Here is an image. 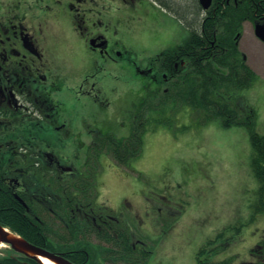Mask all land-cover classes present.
I'll list each match as a JSON object with an SVG mask.
<instances>
[{
    "label": "flooded vegetation",
    "instance_id": "obj_1",
    "mask_svg": "<svg viewBox=\"0 0 264 264\" xmlns=\"http://www.w3.org/2000/svg\"><path fill=\"white\" fill-rule=\"evenodd\" d=\"M232 1L244 13L242 1ZM160 4L180 18L187 36L139 58L125 41H133L134 24L160 22L164 15L145 0H0V206L7 199L19 208L28 228L23 229L26 235L17 232V236L64 264H163L159 258L148 260L151 251L136 234L133 220L146 234L158 231L171 217L170 202L165 207L163 194L151 201L135 191L136 204L129 209L133 216L114 211L107 204L112 192L131 189L133 184L117 176L113 187H103L102 159H112V146H121L119 153L124 156L133 134L141 137V143L130 161L141 153L145 109L191 114L204 76L213 87L214 51L225 48L215 45L222 28L214 27L213 38H196V28L182 12L164 0ZM230 5L231 0H211L204 11L207 21L220 17ZM252 16L253 26L264 21V13L256 11ZM237 17L242 26L247 18ZM241 35L240 27L235 34L238 50ZM124 59L125 84L108 101L105 88L113 87L97 76L99 68ZM224 67L228 75L235 65ZM135 73L144 83L145 97L133 113L129 91ZM237 91L223 96L225 103L235 104ZM119 114L131 119L125 137L115 135L112 127ZM121 127L125 129L126 123L121 122ZM212 248L210 242L202 246L194 264H264V236L254 240L244 256L236 252L224 256L223 250L214 256ZM0 264L42 262L0 244Z\"/></svg>",
    "mask_w": 264,
    "mask_h": 264
},
{
    "label": "rangeland",
    "instance_id": "obj_2",
    "mask_svg": "<svg viewBox=\"0 0 264 264\" xmlns=\"http://www.w3.org/2000/svg\"><path fill=\"white\" fill-rule=\"evenodd\" d=\"M185 1L182 3L187 4L188 0ZM145 2L154 4L164 15L160 22L147 20L145 26H140L139 20L134 24L133 41H125L139 58L182 42L188 32L180 18L161 8L157 0ZM241 28L239 50L245 55V65L254 80L249 87L237 91L235 104L244 108V115L250 114V110L254 112V131L264 134V43L254 34L250 21H243ZM127 67L124 59L112 65L102 63L99 68L97 76L105 78L113 87V90L110 86L105 88L108 101L124 86ZM130 80L132 99L130 95L129 99L132 101L129 106L135 113L144 101L145 87L136 73ZM221 98L224 99L222 94ZM181 112L150 111L148 114L145 111L143 124L148 131L141 153L124 167L116 164L113 167L102 159L99 181L103 187H113L117 176L127 180V173L136 181L140 178L145 186L142 188L132 182L131 189L114 190L107 204L114 211L122 210L133 216L129 209L136 204L135 191L151 201L163 194L165 207L170 202L171 217L163 220L158 231L146 234L145 229L138 227L140 222L133 220L136 234L148 243L151 251L148 260L159 258L163 264H194L196 253L209 241L214 256L220 250L224 256L232 252L244 256L253 241L264 236L259 185L250 168L253 155L250 134L243 127L222 128L219 120L207 113ZM206 118L209 121H205ZM121 122L126 123L125 129ZM130 125L131 119L127 121L119 114L112 126L114 134L127 136Z\"/></svg>",
    "mask_w": 264,
    "mask_h": 264
},
{
    "label": "trees",
    "instance_id": "obj_3",
    "mask_svg": "<svg viewBox=\"0 0 264 264\" xmlns=\"http://www.w3.org/2000/svg\"><path fill=\"white\" fill-rule=\"evenodd\" d=\"M164 1L165 3H172L173 6L171 5V7L182 12L184 16H186V13L187 16L189 15L190 12L188 10L190 9H188L185 4L181 5L176 0ZM236 2L242 3L239 6L241 7V10L244 11V13L240 12L238 7L235 8L234 2L231 0V5L220 17H216L217 15H215L213 18L207 21L206 24H202L203 29L206 30L203 35L205 37L208 36V38L214 37L212 35L214 27L218 26L219 28H222L215 35V45L218 44V46H216L217 48H225V51H214V77L211 83L213 87H210L209 83V86L207 85L206 76H204V82L203 84H199L198 91L196 92V98L193 99L194 101L192 105L194 107L199 106L208 111L212 110L209 116L213 119L219 120V123L223 127L227 128L231 127L232 125H239L248 130L250 134V142L253 148V155L251 157V171L259 185L258 193L261 197V205L263 206L262 211H264V134H259L254 131L252 120V117L254 116L253 111H251L249 115H245L246 117H239L237 115L238 109L233 107L231 104L225 103V100L221 98V92L223 90H242L249 87L253 83L254 75L243 62L240 52L235 44V34L240 30L241 27V19L237 17V14H242V18L246 17L247 19L252 20V14H254L256 11L260 12L261 14L264 13V0H236ZM191 3H193V0L187 1V4ZM197 25L198 24L195 26ZM195 26L194 28H196ZM193 33L196 38H200V31L196 29V31L193 30ZM228 64H233L235 67H230L228 75H224L223 72H226V67L224 66ZM217 93L219 95H217ZM206 120H209V118H206ZM147 130L148 127L146 128L145 126L142 134ZM140 139L141 137L138 138L136 134L132 135V141L130 140L129 145H127V152L124 156H121L119 153L121 146H112V159L117 164L127 165L130 159L133 157L132 155H135L140 149ZM130 147L133 150L132 154ZM19 211V208L5 199V203L3 205L1 204L0 206V221L4 225L9 226L13 231L26 235L25 231L27 230L28 225L21 217ZM219 264H225V262Z\"/></svg>",
    "mask_w": 264,
    "mask_h": 264
},
{
    "label": "water",
    "instance_id": "obj_4",
    "mask_svg": "<svg viewBox=\"0 0 264 264\" xmlns=\"http://www.w3.org/2000/svg\"><path fill=\"white\" fill-rule=\"evenodd\" d=\"M211 0H199L201 5L206 8L210 4ZM254 33L255 35L264 42V22H255L254 24ZM0 242L9 243L13 249L24 253L28 256L35 257V255L43 256L51 261L64 264L63 260L57 258V256L38 249L32 244L28 243L26 240L16 237L14 235H9L1 226H0Z\"/></svg>",
    "mask_w": 264,
    "mask_h": 264
},
{
    "label": "bare ground",
    "instance_id": "obj_5",
    "mask_svg": "<svg viewBox=\"0 0 264 264\" xmlns=\"http://www.w3.org/2000/svg\"><path fill=\"white\" fill-rule=\"evenodd\" d=\"M177 1V0H176ZM179 4H183L182 3V0H178L177 1ZM183 2H186L185 0H183ZM170 3V2H169ZM172 5V3H170ZM185 6L190 9L188 10L190 13L189 15L187 16V13H186V18L188 19V23L191 25L192 28H194V26L196 24H198L196 27V29L198 31H200V35L199 36H202L206 30L204 29L203 31H201V28H202V24H206L207 23V17H206V14H204V11H205V8L201 5L200 2H197L196 0H193V3L191 4H186L184 3ZM183 4V5H184ZM173 6V5H172ZM185 11V10H184ZM39 259L41 260L42 264H55L54 262L48 260L47 258L45 257H39Z\"/></svg>",
    "mask_w": 264,
    "mask_h": 264
},
{
    "label": "crops",
    "instance_id": "obj_6",
    "mask_svg": "<svg viewBox=\"0 0 264 264\" xmlns=\"http://www.w3.org/2000/svg\"><path fill=\"white\" fill-rule=\"evenodd\" d=\"M127 177H128V175H127ZM130 177V176H129Z\"/></svg>",
    "mask_w": 264,
    "mask_h": 264
}]
</instances>
